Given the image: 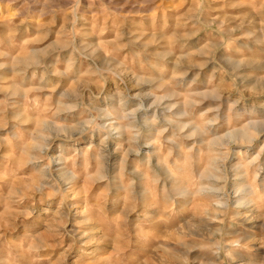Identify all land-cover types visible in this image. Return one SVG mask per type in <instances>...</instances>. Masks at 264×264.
<instances>
[{
	"label": "rangeland",
	"instance_id": "rangeland-1",
	"mask_svg": "<svg viewBox=\"0 0 264 264\" xmlns=\"http://www.w3.org/2000/svg\"><path fill=\"white\" fill-rule=\"evenodd\" d=\"M0 264H264V0H0Z\"/></svg>",
	"mask_w": 264,
	"mask_h": 264
}]
</instances>
